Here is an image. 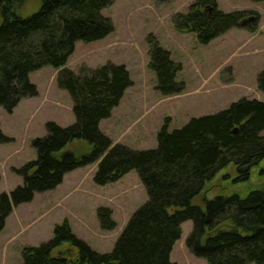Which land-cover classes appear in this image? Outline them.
I'll return each instance as SVG.
<instances>
[{"label":"trees","instance_id":"obj_1","mask_svg":"<svg viewBox=\"0 0 264 264\" xmlns=\"http://www.w3.org/2000/svg\"><path fill=\"white\" fill-rule=\"evenodd\" d=\"M25 2L0 0V106L11 112L21 98L36 95L28 75L51 65L57 69L58 87L71 97L75 120L67 126L47 121V133L32 139L36 158L13 168L22 183L0 193V231L14 206L53 189L68 171L94 162L93 180L99 185L136 170L148 199L131 214L110 252L92 249L63 220L49 240L24 246L19 264H175L169 255L186 220L192 226L185 245L207 264H264V189L202 197L206 180L221 167L232 162L238 176L247 178L251 166L264 158V100L241 97L171 131L164 123L154 148L113 143L99 123L132 85L127 68L107 62L75 73L65 66L76 41H94L113 31L112 20L101 14L113 0H40L38 9L23 17L16 9ZM250 15L258 17L250 10L221 11L215 0H193L187 12L174 15L173 23L207 43L244 26ZM148 44L147 67L156 74V89L162 95L179 93L183 82L176 75L181 65L151 34ZM258 87L264 90V70ZM76 139L85 140L89 151L77 154L66 148ZM9 140L0 129V143ZM195 197H202V204L195 203ZM97 217L102 229L115 226L108 207H98ZM72 247L77 255L70 259L65 253Z\"/></svg>","mask_w":264,"mask_h":264},{"label":"rangeland","instance_id":"obj_2","mask_svg":"<svg viewBox=\"0 0 264 264\" xmlns=\"http://www.w3.org/2000/svg\"><path fill=\"white\" fill-rule=\"evenodd\" d=\"M215 1L221 11L250 10L258 17L251 15L253 19L244 26L232 27L207 43H200L195 32L179 31L173 23L174 15L187 12L193 0H113L101 9V14L112 20L113 31L94 41L75 42L66 67L80 73L84 66L123 64L134 82L120 105L99 123L113 143L133 149L154 148L157 132L164 123L171 131L191 117L213 114L241 97L264 100V90L258 87L264 70V0ZM39 5L40 0H26L16 12L25 17ZM149 34L181 65L176 75V80L183 82L179 93L162 95L156 89V74L147 67ZM56 72L51 65L31 71L28 77L37 85L39 95L21 99L11 112L0 106V129L10 137L0 143V193L22 183L13 168L36 158L31 141L47 133V121L67 126L75 120L71 97L58 87ZM47 86L53 91L46 99ZM260 134L264 136V129ZM66 148L80 154L88 152L90 146L85 140L76 139ZM96 165L94 162L68 171L53 189L36 192L31 201L12 208L6 227L0 231V264L21 263L22 248L49 240L53 227L63 220L92 249L101 253L113 249L125 223L148 199V194L136 170L116 181L96 184ZM238 175L232 162L221 167L206 180L202 197L245 195L251 189H264V158L251 166L247 178ZM202 197H195L194 202L202 204ZM100 206L111 210L115 222L112 229L101 228L97 217ZM191 226V220L181 224L180 237L169 255L175 264H207L185 245ZM70 251L65 255L72 259L77 250L72 247Z\"/></svg>","mask_w":264,"mask_h":264},{"label":"crops","instance_id":"obj_3","mask_svg":"<svg viewBox=\"0 0 264 264\" xmlns=\"http://www.w3.org/2000/svg\"><path fill=\"white\" fill-rule=\"evenodd\" d=\"M65 65H66V64H65ZM55 70H57V69L55 68ZM133 83H134V82H133V80H132V85H130L128 88H130L131 86H133ZM34 84H35V83H34ZM35 85H36V84H35ZM36 87H37V85H36ZM59 88H60V87H59ZM128 88L125 89V91H124V93H123V96L121 97V99H120V101H119V103H118L117 106L120 105V103H121V101H122V99H123V97H124V94H125V92L127 91ZM39 91H40V90L37 88V94H36V95H39ZM51 91H53V90H51V88H50L49 86H47L46 89H45V92H44V96H45L44 98H46V99L49 98V94H48V93H50ZM36 95H34V96H36ZM31 97H32V96H31ZM23 98H27V97H23ZM23 98H21V99H23ZM21 99H20V100H21ZM20 100H19V101H20ZM18 103H19V102H18ZM18 103H17V104H18ZM115 107H116V106H115ZM65 174H66V173H65ZM65 174H64V175H65ZM63 178H64V176H63ZM33 197H34V196H33ZM32 199H33V198H32ZM32 199H31V200H32ZM31 200H30V201H31ZM28 202H29V201H28ZM24 203H25V202H24ZM18 205H21V203L18 204ZM14 208H15V207H14ZM8 216H9V215H8ZM8 216H7V218H8ZM7 218H6V220H5V224H4V227H3L2 229H4V228L6 227V224H7Z\"/></svg>","mask_w":264,"mask_h":264},{"label":"water","instance_id":"obj_4","mask_svg":"<svg viewBox=\"0 0 264 264\" xmlns=\"http://www.w3.org/2000/svg\"><path fill=\"white\" fill-rule=\"evenodd\" d=\"M252 19H253V16L250 15L248 18L245 19V22H246V21H250V20H252Z\"/></svg>","mask_w":264,"mask_h":264}]
</instances>
